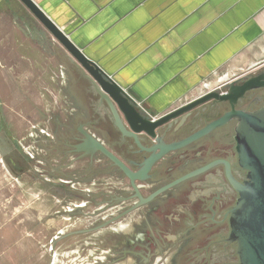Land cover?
<instances>
[{
	"label": "crops",
	"instance_id": "obj_1",
	"mask_svg": "<svg viewBox=\"0 0 264 264\" xmlns=\"http://www.w3.org/2000/svg\"><path fill=\"white\" fill-rule=\"evenodd\" d=\"M32 1L137 105L158 116L200 96L205 84L211 89L264 69V0ZM23 10L33 16L19 0H0V101L22 92L10 78L46 80L52 71L53 56L40 53ZM6 158L0 153V264H41L39 230L23 214V197L7 195Z\"/></svg>",
	"mask_w": 264,
	"mask_h": 264
},
{
	"label": "flooded vegetation",
	"instance_id": "obj_2",
	"mask_svg": "<svg viewBox=\"0 0 264 264\" xmlns=\"http://www.w3.org/2000/svg\"><path fill=\"white\" fill-rule=\"evenodd\" d=\"M261 71L242 74L238 77L243 79L238 86L257 77ZM88 82L90 93L97 98L95 116L79 109V119L63 120V126L57 130L62 131L59 133L62 137L57 134L48 137L52 146L63 141L66 149L51 148L36 153H64L63 159H57L53 166L42 164L39 165L42 171L37 170L48 175L51 186H66L71 190L94 186L95 193L87 194L90 190L84 189L85 197L81 195L78 199L85 204L100 199L95 215L101 221L93 228L74 233H101L110 226L121 227L116 230L122 233L121 240H100V248L108 250L109 260L103 262L102 257H96L95 264H241L238 243L231 240V211L239 198L234 183L244 184L248 175L237 154L235 130L238 122L230 120L175 150L163 152L162 148L197 135L230 113L233 107L246 112L262 108L264 90L249 91L234 105L230 101L198 104L175 121L160 125L154 132L148 124L147 131L155 137L141 134L138 143L133 137H124L108 102ZM227 85L228 82L222 84L218 91L220 95L229 92ZM55 121L61 123L60 119ZM124 125L129 130L125 122ZM85 133L102 143L134 174L140 173L153 158L161 156L144 179L132 181L101 151L86 155V151L78 150V146L87 141ZM65 160L68 163L63 164ZM173 183L176 184L123 215L140 203L136 188L144 199H148ZM103 185L111 186L105 199L102 198ZM70 194H65L64 199H71ZM110 210L115 213L103 218ZM124 221H127L126 225H123ZM86 250V245L79 248L83 254ZM67 264H87V260L84 256L81 262Z\"/></svg>",
	"mask_w": 264,
	"mask_h": 264
},
{
	"label": "rangeland",
	"instance_id": "obj_3",
	"mask_svg": "<svg viewBox=\"0 0 264 264\" xmlns=\"http://www.w3.org/2000/svg\"><path fill=\"white\" fill-rule=\"evenodd\" d=\"M20 17L30 32L38 37L40 53L53 56H49L47 61L52 71L46 80L40 76L10 78L12 82L19 81V86L22 83V92L7 94L4 96L6 101H0V153H7L6 161L1 159L5 162L2 166L6 171L7 195L23 197V214H29L33 227L35 225L39 230L41 264L78 263L83 261L84 256L87 264H95L96 257H102V261L106 262L109 260L108 250L100 248V240H121L122 233L116 231L121 227L110 226L101 233H74L93 228L101 221L95 215L99 210L97 203L100 199L86 204L78 199L81 195L85 197L84 189L90 190L87 194L95 193L94 186L87 185L79 190H71L66 186L53 187L47 181L48 175L37 172L42 171L39 165L51 167L57 159L62 160L64 157V153H36L51 148L66 149L63 141L52 146L48 137L54 134L62 137L59 135L62 131L57 130L63 126V120L79 119V109L95 116L97 98L90 93L89 80L83 76V73L86 76V72L77 64L78 68L73 60L71 63L67 61L65 54L68 52L51 33L40 22L45 30L37 28L36 18L24 10ZM53 119H60L61 123ZM66 163L67 160L63 162ZM109 187L103 185L102 198L105 199V193L111 191ZM68 192L71 193V199H64ZM112 212L115 213L113 210L104 213L103 218H108ZM126 223L124 221L123 225ZM85 245V254L80 253L79 248ZM79 256H82L81 259Z\"/></svg>",
	"mask_w": 264,
	"mask_h": 264
},
{
	"label": "water",
	"instance_id": "obj_4",
	"mask_svg": "<svg viewBox=\"0 0 264 264\" xmlns=\"http://www.w3.org/2000/svg\"><path fill=\"white\" fill-rule=\"evenodd\" d=\"M19 1L51 33L55 40L63 46L84 72H86V77L92 84L94 90L102 99L108 102L114 121L122 131L124 137H133L137 142L138 136L141 134L148 135L150 138L155 137L154 134L151 135L147 131L149 127L147 129L146 125L148 124L154 132L160 125L175 121L183 113L188 112L198 104L209 101H230L234 105L247 92L258 88L264 90V69H262L257 77L250 79L243 85L238 86V83L243 79L237 78L227 81V86L230 87V90L223 95L218 93L219 90L210 91L201 94L184 107H178L164 115L158 116L150 112L148 113L137 105L122 86L74 45L69 37L32 0ZM233 119L238 122L235 130V141L237 144L239 163L248 172V175L244 184L234 183L235 188L239 192V198L231 211V240L238 243V255L241 264H264V106L254 112L237 111L233 107L230 113L197 135L176 145L163 146L162 151L166 152L182 147L199 136ZM124 122L128 125L129 130L124 125ZM85 135L87 141L84 145L78 146V150L86 151V155H94V152L101 151L132 181L138 178L144 179L153 163L161 156L159 155L153 158L140 173L134 174L116 156L108 151L102 143L86 133ZM178 182L180 181L176 183ZM176 183L159 190L148 199H144L136 188L140 203L123 215L149 202Z\"/></svg>",
	"mask_w": 264,
	"mask_h": 264
},
{
	"label": "built area",
	"instance_id": "obj_5",
	"mask_svg": "<svg viewBox=\"0 0 264 264\" xmlns=\"http://www.w3.org/2000/svg\"><path fill=\"white\" fill-rule=\"evenodd\" d=\"M205 86H206V89H205V92H204V93H207V92H210V91H216V90L221 89L222 84L216 85L215 87H213V88H211V89L209 88V84H205ZM204 93H203V94H204ZM138 106H139L140 108H142L144 111L148 112L146 109H144V108L142 107V105L138 104ZM148 113H149V112H148Z\"/></svg>",
	"mask_w": 264,
	"mask_h": 264
}]
</instances>
